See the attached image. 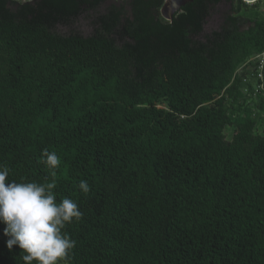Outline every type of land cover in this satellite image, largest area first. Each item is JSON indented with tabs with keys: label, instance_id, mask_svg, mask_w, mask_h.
Segmentation results:
<instances>
[{
	"label": "trees",
	"instance_id": "16d2710c",
	"mask_svg": "<svg viewBox=\"0 0 264 264\" xmlns=\"http://www.w3.org/2000/svg\"><path fill=\"white\" fill-rule=\"evenodd\" d=\"M165 1L0 0V165L77 201L61 264H264V0Z\"/></svg>",
	"mask_w": 264,
	"mask_h": 264
},
{
	"label": "clouds",
	"instance_id": "9594fccd",
	"mask_svg": "<svg viewBox=\"0 0 264 264\" xmlns=\"http://www.w3.org/2000/svg\"><path fill=\"white\" fill-rule=\"evenodd\" d=\"M41 162L50 169L60 165L55 151L44 149ZM10 169L0 165V223L6 225V247L18 246L25 253L24 264H61L69 257L76 242L63 231L73 219L83 217L77 201L63 198L57 202L55 180L47 183L9 182ZM55 177V171L52 172ZM80 190L87 194L90 185L86 180L79 183Z\"/></svg>",
	"mask_w": 264,
	"mask_h": 264
},
{
	"label": "rangeland",
	"instance_id": "374dc122",
	"mask_svg": "<svg viewBox=\"0 0 264 264\" xmlns=\"http://www.w3.org/2000/svg\"><path fill=\"white\" fill-rule=\"evenodd\" d=\"M24 1V0H22ZM109 7V3L104 4L103 6L100 7L99 12H104L107 10V8ZM229 5L228 4H221L219 7L218 12L214 13L213 16L210 17V19L208 20V23L206 24V28H205V32H211L212 30L218 29L219 28V23L221 21V14L220 12H225L226 10H228ZM78 28L79 30L84 34V35H89L93 32V26L91 24L90 21H88L87 19L82 20L79 24H78ZM63 32H67L69 30V28H65V27H61L60 29ZM263 118H264V112L262 113ZM264 120V119H263ZM260 132H262L264 134V123L260 125ZM228 136L230 137V131L227 130Z\"/></svg>",
	"mask_w": 264,
	"mask_h": 264
},
{
	"label": "water",
	"instance_id": "95a60500",
	"mask_svg": "<svg viewBox=\"0 0 264 264\" xmlns=\"http://www.w3.org/2000/svg\"><path fill=\"white\" fill-rule=\"evenodd\" d=\"M193 0H166L163 7L161 8L162 16L172 21L174 15L180 11L187 3L192 2ZM248 3H254L258 0H244Z\"/></svg>",
	"mask_w": 264,
	"mask_h": 264
},
{
	"label": "built area",
	"instance_id": "2783aa9c",
	"mask_svg": "<svg viewBox=\"0 0 264 264\" xmlns=\"http://www.w3.org/2000/svg\"><path fill=\"white\" fill-rule=\"evenodd\" d=\"M260 67H261V69L263 68V66H261V65H260ZM258 75H259L260 78H263V72H262V71H260ZM260 87H261V88L264 87V86H263V83L260 84ZM255 95H256V93H255Z\"/></svg>",
	"mask_w": 264,
	"mask_h": 264
}]
</instances>
